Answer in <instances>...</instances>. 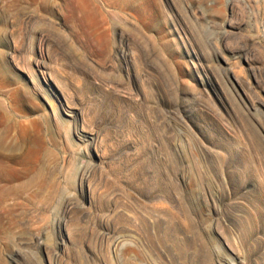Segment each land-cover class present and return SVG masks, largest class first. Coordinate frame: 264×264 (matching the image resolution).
I'll use <instances>...</instances> for the list:
<instances>
[{"label": "rangeland", "instance_id": "374dc122", "mask_svg": "<svg viewBox=\"0 0 264 264\" xmlns=\"http://www.w3.org/2000/svg\"><path fill=\"white\" fill-rule=\"evenodd\" d=\"M0 152V264H264V0H0Z\"/></svg>", "mask_w": 264, "mask_h": 264}, {"label": "bare ground", "instance_id": "6f19581e", "mask_svg": "<svg viewBox=\"0 0 264 264\" xmlns=\"http://www.w3.org/2000/svg\"><path fill=\"white\" fill-rule=\"evenodd\" d=\"M1 153V152H0ZM6 156V155H5ZM26 156V155H25ZM27 157V156H26ZM19 161V160H18ZM17 162V161H16ZM82 174V173H81ZM78 175V174H77ZM80 178V177H79ZM82 179V178H81Z\"/></svg>", "mask_w": 264, "mask_h": 264}]
</instances>
